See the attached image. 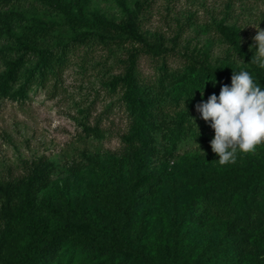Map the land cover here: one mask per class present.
<instances>
[{
	"label": "trees",
	"instance_id": "16d2710c",
	"mask_svg": "<svg viewBox=\"0 0 264 264\" xmlns=\"http://www.w3.org/2000/svg\"><path fill=\"white\" fill-rule=\"evenodd\" d=\"M36 1L59 16L68 34L63 38L54 21L38 18L14 28L21 14L0 11V32L11 40L0 49V97L25 98L33 85L58 75L74 47L128 40L137 46L127 51L123 72L106 83L120 94L128 126L119 153L105 162L86 156L96 181L76 193L69 179L54 184L55 165L43 157L21 176L0 180V264H264V144L221 165L210 147L211 122L195 107L231 86L232 72L248 71L264 90L262 58L242 43L239 28L223 20L215 25L242 65L228 56L211 64L203 50L184 53L183 65L171 69L166 57L175 39L167 47L140 31L144 0L133 7L114 0L123 13L119 22L89 10L91 0ZM141 53L161 59L148 79L137 68ZM99 123L84 121L81 129L101 138ZM189 139L203 152L196 165L187 160L183 177L155 167L159 156L171 158Z\"/></svg>",
	"mask_w": 264,
	"mask_h": 264
},
{
	"label": "rangeland",
	"instance_id": "374dc122",
	"mask_svg": "<svg viewBox=\"0 0 264 264\" xmlns=\"http://www.w3.org/2000/svg\"><path fill=\"white\" fill-rule=\"evenodd\" d=\"M127 1L133 7L135 0ZM10 9L21 14L14 28L38 18L54 21L56 32L63 38L68 34L59 16L36 0H17L9 6H0V11ZM89 10L98 11L116 22L123 17L114 0H91ZM221 20L237 26L242 43L258 55L253 37L257 25L264 29V0H144L138 24L151 42L162 40L170 47L175 39V51L166 57L171 69L183 65L184 53L203 50H207L211 64L228 56L237 65H242L243 61L230 54L228 45L215 30L216 23ZM10 42L0 32V49ZM135 46L137 44L132 41L117 40L74 47L69 50L67 63L58 75L50 76L44 85H33L25 98L1 96L0 180L21 176L31 161L43 157L55 165L54 184L61 186L64 180H70V187H67L70 194L96 181L94 171L86 165V156H96L105 162L110 155L119 153L121 135L128 126L120 94L110 92L106 83L111 76L123 72L122 61L126 59L127 51ZM2 54L0 73L4 70ZM137 59V68L144 79L155 74L156 64L161 60L143 53ZM84 121L89 125L99 121L103 136L86 135L81 129ZM197 144L190 139L183 141L171 158L159 156L154 161L155 167L183 177L191 168L187 160L193 161L203 152ZM72 168L75 174L69 178ZM72 264L87 263L76 260Z\"/></svg>",
	"mask_w": 264,
	"mask_h": 264
},
{
	"label": "clouds",
	"instance_id": "9594fccd",
	"mask_svg": "<svg viewBox=\"0 0 264 264\" xmlns=\"http://www.w3.org/2000/svg\"><path fill=\"white\" fill-rule=\"evenodd\" d=\"M255 29L258 57L264 58V29L258 25ZM260 66L264 67V59ZM195 107L205 122H211L214 137L210 147L221 165L235 163L238 151L254 153L264 144V90L248 71L232 72L231 86L222 85L218 96L211 94Z\"/></svg>",
	"mask_w": 264,
	"mask_h": 264
}]
</instances>
